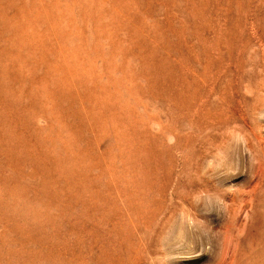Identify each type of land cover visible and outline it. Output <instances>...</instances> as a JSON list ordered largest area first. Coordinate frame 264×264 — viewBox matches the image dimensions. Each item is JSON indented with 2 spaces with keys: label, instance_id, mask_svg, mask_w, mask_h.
Instances as JSON below:
<instances>
[{
  "label": "rangeland",
  "instance_id": "rangeland-1",
  "mask_svg": "<svg viewBox=\"0 0 264 264\" xmlns=\"http://www.w3.org/2000/svg\"><path fill=\"white\" fill-rule=\"evenodd\" d=\"M0 264H264V0H0Z\"/></svg>",
  "mask_w": 264,
  "mask_h": 264
}]
</instances>
